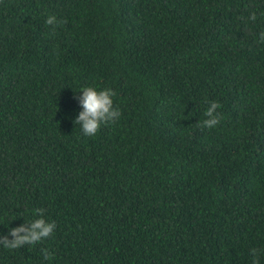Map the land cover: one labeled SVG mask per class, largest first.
I'll use <instances>...</instances> for the list:
<instances>
[{
    "label": "trees",
    "instance_id": "16d2710c",
    "mask_svg": "<svg viewBox=\"0 0 264 264\" xmlns=\"http://www.w3.org/2000/svg\"><path fill=\"white\" fill-rule=\"evenodd\" d=\"M262 32L264 0H0V239L56 224L0 264H264Z\"/></svg>",
    "mask_w": 264,
    "mask_h": 264
},
{
    "label": "clouds",
    "instance_id": "9594fccd",
    "mask_svg": "<svg viewBox=\"0 0 264 264\" xmlns=\"http://www.w3.org/2000/svg\"><path fill=\"white\" fill-rule=\"evenodd\" d=\"M251 19L255 20L256 15L253 13ZM63 23V21H57L56 16L50 15L46 20V24L50 26L58 25ZM262 42H264V32L261 33ZM83 96L81 97V105L83 111L80 113L78 118L74 121L76 125L81 126V130L85 136L93 137L101 129L102 125H107L109 122L117 121L121 116V111L114 106L113 97L115 92L111 89L97 90L95 87H84L81 89ZM221 105L217 102H211V107H209L202 122L204 127L209 129L214 128L220 123V115L217 114V109ZM35 215H41V209L34 210ZM56 228L55 222H49L46 219H37L35 222L31 223V228L26 226H21L14 228L10 231V236L13 239H8L5 236L0 239V245L8 249H18L25 245H35L45 239H48L54 233ZM23 233V235H21ZM253 255V264H260L259 255L256 248L251 250ZM46 258H49L47 251H45Z\"/></svg>",
    "mask_w": 264,
    "mask_h": 264
}]
</instances>
